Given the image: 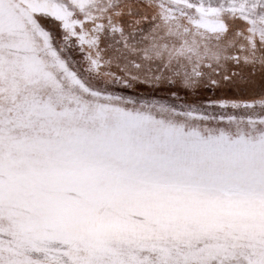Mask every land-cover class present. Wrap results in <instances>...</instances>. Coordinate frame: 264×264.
Instances as JSON below:
<instances>
[{"label":"snow or ice","instance_id":"snow-or-ice-1","mask_svg":"<svg viewBox=\"0 0 264 264\" xmlns=\"http://www.w3.org/2000/svg\"><path fill=\"white\" fill-rule=\"evenodd\" d=\"M0 264H264V0H0Z\"/></svg>","mask_w":264,"mask_h":264}]
</instances>
